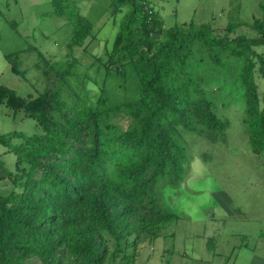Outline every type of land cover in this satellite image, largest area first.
<instances>
[{
    "label": "trees",
    "instance_id": "1",
    "mask_svg": "<svg viewBox=\"0 0 264 264\" xmlns=\"http://www.w3.org/2000/svg\"><path fill=\"white\" fill-rule=\"evenodd\" d=\"M127 13L111 54L136 72L137 98L109 105L63 94L69 66L49 62L35 96H20L0 82V103L33 117L39 133L0 134L15 154L11 184L0 197V264H135L140 247L163 234L176 215L161 202L165 185L185 179L191 154L182 131L216 142L229 121L209 94L224 91L244 102L243 123L253 152L264 157V5L249 22L162 28L143 0H112ZM58 13V11H56ZM71 43L91 33L74 8ZM15 54L7 56L19 73ZM117 117L128 124L121 127ZM13 137L20 140L14 142ZM3 166V162L0 161Z\"/></svg>",
    "mask_w": 264,
    "mask_h": 264
},
{
    "label": "rangeland",
    "instance_id": "2",
    "mask_svg": "<svg viewBox=\"0 0 264 264\" xmlns=\"http://www.w3.org/2000/svg\"><path fill=\"white\" fill-rule=\"evenodd\" d=\"M143 1L162 28L249 22L264 5V0ZM66 7L92 25L80 44L71 43L69 18L61 13ZM127 10H114L112 0H0V82L20 96H35L46 82L42 70L51 62L59 69L69 66L64 95L93 103L103 93L109 105L133 101L139 78L127 61L111 54ZM256 49L264 55V45ZM10 54L16 55L19 73L11 68ZM257 82L261 100L264 84L259 77ZM209 96L217 116L229 121L224 139L212 142L182 131L191 154L186 177L178 187L161 190L162 204L176 217L161 236L140 247L135 264H230L227 258L240 242L253 245L258 234L264 236V157L251 149L244 102L224 91ZM116 121L123 128L128 124L125 117ZM40 129L33 117L0 103V134L32 135ZM15 159L0 142V197L11 186L3 170H13Z\"/></svg>",
    "mask_w": 264,
    "mask_h": 264
},
{
    "label": "crops",
    "instance_id": "3",
    "mask_svg": "<svg viewBox=\"0 0 264 264\" xmlns=\"http://www.w3.org/2000/svg\"><path fill=\"white\" fill-rule=\"evenodd\" d=\"M228 247L227 245L223 251L227 250ZM227 260L230 264H264V236L258 234L253 245L240 242L235 252L233 251ZM23 264H41V262L37 256H33Z\"/></svg>",
    "mask_w": 264,
    "mask_h": 264
}]
</instances>
